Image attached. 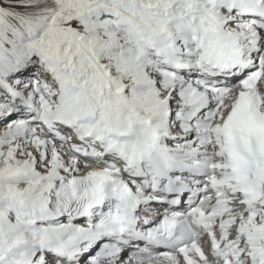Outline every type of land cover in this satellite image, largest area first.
<instances>
[{
    "label": "snow or ice",
    "instance_id": "1",
    "mask_svg": "<svg viewBox=\"0 0 264 264\" xmlns=\"http://www.w3.org/2000/svg\"><path fill=\"white\" fill-rule=\"evenodd\" d=\"M0 264H264V0H0Z\"/></svg>",
    "mask_w": 264,
    "mask_h": 264
}]
</instances>
